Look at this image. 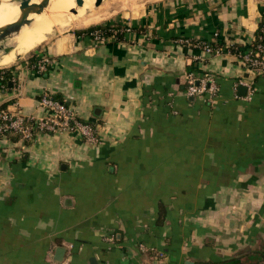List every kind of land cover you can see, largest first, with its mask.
<instances>
[{"label": "crops", "instance_id": "obj_1", "mask_svg": "<svg viewBox=\"0 0 264 264\" xmlns=\"http://www.w3.org/2000/svg\"><path fill=\"white\" fill-rule=\"evenodd\" d=\"M263 18L259 0H168L122 39L73 31L5 67L0 109L63 98L98 140L0 135V264H264V75L231 50ZM191 71L218 94L187 95Z\"/></svg>", "mask_w": 264, "mask_h": 264}, {"label": "built area", "instance_id": "obj_2", "mask_svg": "<svg viewBox=\"0 0 264 264\" xmlns=\"http://www.w3.org/2000/svg\"><path fill=\"white\" fill-rule=\"evenodd\" d=\"M264 31V27H263ZM95 41H104L109 37L102 35L100 31H92L88 34ZM263 36L260 37L262 40ZM202 48L210 53H221L223 47L212 43H203ZM241 65L255 76L264 75V44L259 42L256 47L236 53ZM49 62L48 57H42L37 63V69L44 71ZM7 69L0 67V79ZM186 94L189 96H206L208 99L218 94L219 86L214 76L205 74L197 76L194 72L187 73ZM253 88H250L252 93ZM41 104L48 110L45 118L25 116L19 112H11L0 109V134L5 135L7 130H13L20 134L23 141H32L40 133H54L58 131H76L87 141H97L95 128L92 124L81 121L71 102L59 101L50 95H44L40 99ZM62 264H69L67 261Z\"/></svg>", "mask_w": 264, "mask_h": 264}, {"label": "bare ground", "instance_id": "obj_3", "mask_svg": "<svg viewBox=\"0 0 264 264\" xmlns=\"http://www.w3.org/2000/svg\"><path fill=\"white\" fill-rule=\"evenodd\" d=\"M29 1L40 2V0H0V28L6 26L8 30L0 46L11 49V46L20 43L17 49L11 50L14 56L7 55L10 49L0 53V67L12 65L19 56L32 51L49 39L56 30L63 32L67 28L88 27L101 23L111 16V13L95 12L94 3L97 0H50L44 9L31 13L28 20L13 24L21 14L20 5ZM120 1L125 6L132 2V0Z\"/></svg>", "mask_w": 264, "mask_h": 264}, {"label": "rangeland", "instance_id": "obj_4", "mask_svg": "<svg viewBox=\"0 0 264 264\" xmlns=\"http://www.w3.org/2000/svg\"><path fill=\"white\" fill-rule=\"evenodd\" d=\"M98 1H100L99 5L97 4ZM164 1H168V0H156V1L135 0V2H134V0H132V2L130 1L125 6V4L122 3L120 0H97L94 3L95 12H98V13L99 12L100 13H104V12L111 13L110 14L111 16L107 20H105V21H103L101 23H98V24L90 25L88 27L67 28L63 32H60V31L56 30L49 37V39L43 41L39 46L34 48L29 53H26V54H24L22 56H19L17 61L15 63H13L12 65H9V66L16 65V63L21 58H28L30 55H32L37 50L43 49V46H45V44L55 41L58 37H61L63 35L64 36L68 35L70 33H73V31H76V30L88 29L89 27H92V26H95V25H105V24H111V23H122L124 25L126 23L134 21L135 19L140 18L144 14V12L148 9V7L153 6L154 4H157V3L164 2ZM259 1H263L264 2V0H259ZM108 4H109V6H108ZM19 45H20V43L17 42L14 46H11V49L10 48H4V47L0 46V53L2 51H8L10 49L7 55H11V57H12V56H14V54H13V52H11V50L17 49V47ZM4 67H7V66H4Z\"/></svg>", "mask_w": 264, "mask_h": 264}, {"label": "trees", "instance_id": "obj_5", "mask_svg": "<svg viewBox=\"0 0 264 264\" xmlns=\"http://www.w3.org/2000/svg\"><path fill=\"white\" fill-rule=\"evenodd\" d=\"M263 27H264V18L259 24V28L257 30V36H256L254 43L252 44V47H256V45L259 42H262L264 44ZM125 29H126V26L121 24V23H111V24H105V25H95V26L89 27L88 29L76 30L74 32L77 35H81L84 32L90 33L92 31H100L102 33V35L105 37L115 36L117 39H122L124 37ZM261 36H263L262 40L260 39ZM231 50L235 53L240 51L238 48H235V46H232ZM259 76H261V75H259ZM259 76H257V77H259ZM3 77H4L3 79H0V86H2V85L7 86V84L10 82L11 75L9 74V72L5 71L3 73ZM52 97L54 99L59 100V101L65 100L63 98H59L56 96H52ZM5 134L9 135L13 140H19L21 138L20 134L17 133L16 131H13V130H7Z\"/></svg>", "mask_w": 264, "mask_h": 264}, {"label": "water", "instance_id": "obj_6", "mask_svg": "<svg viewBox=\"0 0 264 264\" xmlns=\"http://www.w3.org/2000/svg\"><path fill=\"white\" fill-rule=\"evenodd\" d=\"M49 2L50 0H40L39 3H31V1H29V2H26L20 5L21 14L19 18L17 19V21H15L13 24L21 23V22L28 20L31 13L41 11L46 6H48ZM99 3L100 1H98L97 4L99 5ZM7 31L8 30H6V26H3L0 28V43L4 42ZM65 253H66L65 247H59L56 251L55 260L57 262H62L65 256Z\"/></svg>", "mask_w": 264, "mask_h": 264}]
</instances>
